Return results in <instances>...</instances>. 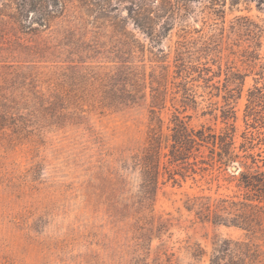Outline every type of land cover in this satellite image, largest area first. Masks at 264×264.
Wrapping results in <instances>:
<instances>
[{"label":"rangeland","instance_id":"obj_1","mask_svg":"<svg viewBox=\"0 0 264 264\" xmlns=\"http://www.w3.org/2000/svg\"><path fill=\"white\" fill-rule=\"evenodd\" d=\"M64 1L48 27L25 26L11 18L14 4L0 6V264H153L160 248L183 264H210L223 241L247 233L200 222L187 203L235 196L236 165L211 167L212 144L196 139V173L180 169L174 181L179 167L164 149L150 204L174 226L139 239L126 208L144 203L140 176L125 169L122 183L116 160L149 145L159 86L163 98L168 88L156 110L164 135L180 115L195 135H235L237 151L253 144L247 153L264 158V0H183L157 20L171 26L159 44L136 27L127 0ZM124 89L146 93V103L108 106L104 96ZM188 246L204 258L194 261Z\"/></svg>","mask_w":264,"mask_h":264},{"label":"trees","instance_id":"obj_2","mask_svg":"<svg viewBox=\"0 0 264 264\" xmlns=\"http://www.w3.org/2000/svg\"><path fill=\"white\" fill-rule=\"evenodd\" d=\"M11 4H6V2ZM104 4L110 0H103ZM124 1V0H120ZM126 1V0H125ZM130 4V18L136 27L142 30L153 43L159 44L165 32L170 30L171 26L167 21L162 25L157 24V20L164 14H173L183 8V0H127ZM217 1V0H212ZM6 4L12 8L15 5V14L13 19L26 24H38L40 27H48L50 20L62 14L66 9L64 0H0V6ZM1 11V10H0ZM31 14L32 17H31ZM160 26V30L158 27ZM29 27V26H28ZM31 28V27H29ZM114 79L113 77L110 78ZM168 88L162 91L164 98L161 97V86L151 87V102L149 112L152 114L151 122H155L156 127L151 128L148 146L138 150L129 159H118L121 164L120 171L115 172L122 183H126L127 175L125 169H134L140 176L139 192L144 200L141 208L134 209V206H128L126 209L134 211L129 217L135 221L134 231L141 238L147 233L156 232L162 234L168 232L174 226V218L157 215L151 208L150 201H154L159 186L161 184L162 158L168 155L163 153L164 149L171 148L169 162L179 167L176 173H170L169 179L176 181V175L183 176L181 170H189L195 174L197 162L188 163L189 156L193 151L199 153L198 139L201 143L212 144L210 149V161L207 163L211 167L218 163L219 168L228 170L233 165L238 168L230 176L232 181H236L238 191L232 198H220L212 201L210 197H195L187 203L188 211H196L197 219L200 222L211 223L212 225L234 226L246 231L247 236L241 241L225 240L223 244L214 250L210 259V264H264V250L260 240H264V158L261 154L247 153L252 151L253 144L246 148L242 144L237 151L235 146V135H226L224 137L217 135H206L204 129L195 132L189 129L184 117L175 116L173 127H167L174 134L171 136L163 133V120L157 116V109L160 112L166 107ZM108 106L114 107L115 104L127 106L137 104V101L146 103L147 95H139V92L131 90H122V92H111L104 96ZM163 98V99H162ZM189 96L183 97L188 99ZM182 103H185L182 101ZM185 107V106H184ZM180 114V112H178ZM158 129V130H157ZM181 137H178V135ZM212 138V139H209ZM213 140V141H210ZM192 144L190 151L185 144ZM251 144V142H249ZM198 145V146H197ZM197 146V147H196ZM195 149V150H193ZM188 152V153H187ZM241 152L245 154H241ZM260 158V159H258ZM205 164V162L202 161ZM261 163V164H260ZM178 172V173H177ZM181 172V173H179ZM186 176V175H185ZM237 199V200H235ZM169 216V215H168ZM260 235V236H259ZM162 240L161 237H158ZM191 258L200 262L205 253L197 246H188ZM174 254L169 253L166 248H160L157 258L153 264H183L173 259ZM150 264V263H143Z\"/></svg>","mask_w":264,"mask_h":264},{"label":"water","instance_id":"obj_3","mask_svg":"<svg viewBox=\"0 0 264 264\" xmlns=\"http://www.w3.org/2000/svg\"><path fill=\"white\" fill-rule=\"evenodd\" d=\"M232 169L236 172L238 171V168L236 166H233Z\"/></svg>","mask_w":264,"mask_h":264}]
</instances>
